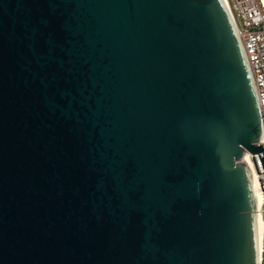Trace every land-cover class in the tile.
I'll list each match as a JSON object with an SVG mask.
<instances>
[{"label":"water","instance_id":"1","mask_svg":"<svg viewBox=\"0 0 264 264\" xmlns=\"http://www.w3.org/2000/svg\"><path fill=\"white\" fill-rule=\"evenodd\" d=\"M260 135L221 0H0V264H258Z\"/></svg>","mask_w":264,"mask_h":264},{"label":"built area","instance_id":"2","mask_svg":"<svg viewBox=\"0 0 264 264\" xmlns=\"http://www.w3.org/2000/svg\"><path fill=\"white\" fill-rule=\"evenodd\" d=\"M225 9L251 75L261 119V135L256 146L264 149V0H227ZM252 158L264 193V170L258 156ZM261 220L263 226L258 249V264H264V202L261 207Z\"/></svg>","mask_w":264,"mask_h":264},{"label":"bare ground","instance_id":"3","mask_svg":"<svg viewBox=\"0 0 264 264\" xmlns=\"http://www.w3.org/2000/svg\"><path fill=\"white\" fill-rule=\"evenodd\" d=\"M221 1L225 7L227 0H221ZM240 161L246 170L250 193L252 197V203H253L254 214H255V222H256V227H257V233L255 235V244L257 247V254H258L260 238H261V231H262V226H263L262 220H261V207L264 202V193L262 190L259 173L257 171V167H255L252 156L248 153H245L243 154V157Z\"/></svg>","mask_w":264,"mask_h":264},{"label":"rangeland","instance_id":"4","mask_svg":"<svg viewBox=\"0 0 264 264\" xmlns=\"http://www.w3.org/2000/svg\"><path fill=\"white\" fill-rule=\"evenodd\" d=\"M239 163L241 164V161H239Z\"/></svg>","mask_w":264,"mask_h":264}]
</instances>
